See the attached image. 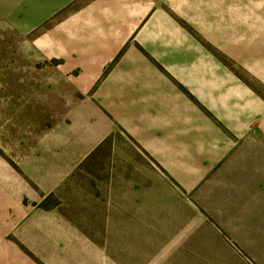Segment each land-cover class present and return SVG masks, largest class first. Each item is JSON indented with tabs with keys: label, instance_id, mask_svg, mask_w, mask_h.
Instances as JSON below:
<instances>
[{
	"label": "rangeland",
	"instance_id": "rangeland-1",
	"mask_svg": "<svg viewBox=\"0 0 264 264\" xmlns=\"http://www.w3.org/2000/svg\"><path fill=\"white\" fill-rule=\"evenodd\" d=\"M216 2L226 64L256 89L258 121L229 148L204 141L199 122L193 146L162 164L119 130L92 155L81 146L77 162L74 118L57 115L60 86L40 84L31 38L0 21V264H264V0ZM79 128L84 145L90 126ZM40 175L49 188L63 180L36 200L16 178Z\"/></svg>",
	"mask_w": 264,
	"mask_h": 264
},
{
	"label": "crops",
	"instance_id": "crops-1",
	"mask_svg": "<svg viewBox=\"0 0 264 264\" xmlns=\"http://www.w3.org/2000/svg\"><path fill=\"white\" fill-rule=\"evenodd\" d=\"M212 4L218 7L210 8L209 0H0V21L31 38L30 68L40 84L60 86L57 115L74 118L77 162L81 146L92 155L119 130L162 164L173 150L193 146L199 122L209 127L204 141L229 148L230 141L250 136L258 121L262 102L226 64L224 10ZM235 42L240 45L238 36ZM254 60L250 72L253 65L257 70ZM259 75L264 84V70ZM82 120L90 126L84 145ZM16 180L43 200L63 179L50 188L49 176L30 185Z\"/></svg>",
	"mask_w": 264,
	"mask_h": 264
}]
</instances>
